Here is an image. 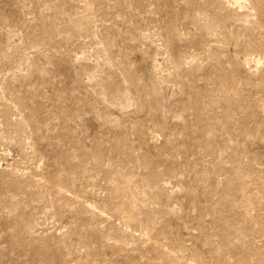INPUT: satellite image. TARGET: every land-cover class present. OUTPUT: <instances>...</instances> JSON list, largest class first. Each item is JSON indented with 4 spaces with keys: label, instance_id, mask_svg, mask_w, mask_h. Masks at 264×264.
Segmentation results:
<instances>
[{
    "label": "rangeland",
    "instance_id": "1",
    "mask_svg": "<svg viewBox=\"0 0 264 264\" xmlns=\"http://www.w3.org/2000/svg\"><path fill=\"white\" fill-rule=\"evenodd\" d=\"M0 264H264V0H0Z\"/></svg>",
    "mask_w": 264,
    "mask_h": 264
}]
</instances>
